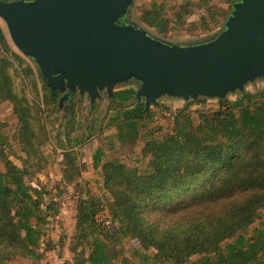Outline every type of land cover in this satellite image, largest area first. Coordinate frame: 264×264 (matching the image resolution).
Segmentation results:
<instances>
[{
	"label": "trees",
	"instance_id": "trees-1",
	"mask_svg": "<svg viewBox=\"0 0 264 264\" xmlns=\"http://www.w3.org/2000/svg\"><path fill=\"white\" fill-rule=\"evenodd\" d=\"M192 7L185 0L176 9L177 24L191 26ZM139 21L160 34L170 23L155 2L141 8ZM200 21L205 23L206 15ZM14 63L25 64L0 28V104L11 105L15 140L24 155L17 157L20 165L10 160L12 146L0 123V264L44 259L39 249L54 203L46 202L44 188L30 185L48 163L42 147L53 145L61 152L60 182L68 186L80 178V149L110 130L114 134L108 144L124 149L137 145L144 131L140 157L146 166L139 172L119 159L103 160V149L95 152L93 168L109 195V224L100 219L103 202L88 190L81 192L68 249L73 264H136L137 258L138 264H264V91L214 99L216 109L192 111L190 106L207 99L189 100L167 115L168 132L156 136L148 125L153 113L137 102L132 86L111 97L101 93L93 107L88 101L79 121L76 106L84 97L75 95L59 106L61 94L52 97L44 86V106L30 103L14 90L9 72ZM22 71L26 78L32 75L28 65ZM31 87L38 96L36 83ZM124 240L137 243L130 257L120 247Z\"/></svg>",
	"mask_w": 264,
	"mask_h": 264
},
{
	"label": "water",
	"instance_id": "water-1",
	"mask_svg": "<svg viewBox=\"0 0 264 264\" xmlns=\"http://www.w3.org/2000/svg\"><path fill=\"white\" fill-rule=\"evenodd\" d=\"M136 0L0 1V20L33 61L59 106L78 95L91 107L117 85L139 84L145 110L160 98L224 100L264 78V0L231 3L223 29L193 45L168 44L128 21Z\"/></svg>",
	"mask_w": 264,
	"mask_h": 264
},
{
	"label": "rangeland",
	"instance_id": "rangeland-1",
	"mask_svg": "<svg viewBox=\"0 0 264 264\" xmlns=\"http://www.w3.org/2000/svg\"><path fill=\"white\" fill-rule=\"evenodd\" d=\"M185 0H136L130 8V14L128 21L133 25L143 28L147 33L165 43L176 44L180 46L191 45L201 42H206L214 38L222 29L226 17L231 11V4L229 0H191L194 3L192 7V13L188 19V25H180L176 23L174 13L176 9L184 3ZM236 2L238 0H231ZM158 3L164 7V15L170 19V23L167 27L165 34L155 32L153 29L147 28L139 21V13L141 8L151 3ZM207 10L210 12H207ZM206 15V22L201 23L200 17ZM212 16V18H211ZM0 28L4 31L7 41L13 51L18 54L24 61L23 68L28 65L32 70V75L25 77L22 67H18V63H14L10 68V74L14 81V90L16 93H24L30 103L37 102L41 107L44 106V95L47 91L44 90V83L40 81L36 67L33 61L24 58L19 54L11 44L4 23L0 20ZM32 82L36 83V89L38 96L31 87ZM132 86L137 91L138 87L130 82L117 85L114 91L121 90L126 87ZM264 91V78L255 80L253 83H249L245 87V92H261ZM239 96V93L227 95L228 100H234ZM85 98L84 103L81 106H76L79 111L78 119L83 121L81 117L85 116V111L88 106L89 99ZM87 100V101H86ZM101 101V100H100ZM140 102H144L143 99ZM217 102L214 99L205 100L203 105H193L189 109L192 111L200 109H216ZM185 102L179 99H171L167 97L160 98L157 101V107L151 106L150 109L153 113L152 121H150L149 129L151 131L158 132L156 136L164 135L169 130L170 119L167 115L171 114V111L183 108ZM169 111H165L164 108ZM104 108V103L100 105V110ZM49 112L50 109H48ZM165 113V114H164ZM54 115H51L48 121H52ZM54 122V121H53ZM0 123L3 124V131L7 138V143L12 146L13 154H9L10 160L14 164L20 165V161L17 157H24L19 151L16 136V120L13 116L11 105L9 103L0 104ZM56 123L55 126L56 127ZM53 127V126H52ZM48 129H52L51 125H47ZM114 134V130L107 131L99 139L91 140L86 143L78 152L77 163L80 168V178L73 184L68 186L61 185V169H62V156L59 150L54 151L53 145H47L42 147L44 155L48 157V163L43 172L36 175L30 182V185L36 189L44 188L48 193L45 194L44 199L46 202H53V209L48 211V224L44 228L46 235L41 240L39 252H42L44 259L29 261V259L16 258L7 264H73V254L69 252L70 239L74 234L75 229V203L81 192L89 191L93 196L99 198L105 205V210L100 215V219L109 221L107 216L109 210L107 207L106 198L109 196L103 188L102 179L98 170L93 168V155L98 149H103V160L107 159H119L122 163L128 166H133L139 172L145 169L146 162L140 157V149L143 142L144 131H141V139L134 147L120 148L117 145L110 146L108 143L110 138ZM53 137V131L51 132ZM51 142L54 143V141ZM3 170V165L0 162V171ZM54 211L56 213H54ZM125 256L130 257L131 250L137 248V243L131 240H124L120 246ZM136 264L139 262V258L135 260Z\"/></svg>",
	"mask_w": 264,
	"mask_h": 264
},
{
	"label": "built area",
	"instance_id": "built-area-1",
	"mask_svg": "<svg viewBox=\"0 0 264 264\" xmlns=\"http://www.w3.org/2000/svg\"><path fill=\"white\" fill-rule=\"evenodd\" d=\"M104 222H105V224H106V225H108V224H109V221H105V220H104Z\"/></svg>",
	"mask_w": 264,
	"mask_h": 264
},
{
	"label": "flooded vegetation",
	"instance_id": "flooded-vegetation-1",
	"mask_svg": "<svg viewBox=\"0 0 264 264\" xmlns=\"http://www.w3.org/2000/svg\"><path fill=\"white\" fill-rule=\"evenodd\" d=\"M60 94H61V93H60ZM62 95H63V94H61V96H60V97H62ZM71 98H73V97H71ZM71 98H70V99H71Z\"/></svg>",
	"mask_w": 264,
	"mask_h": 264
}]
</instances>
